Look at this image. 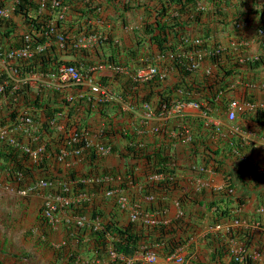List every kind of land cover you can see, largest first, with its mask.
Segmentation results:
<instances>
[{
  "label": "crops",
  "instance_id": "0c3cea01",
  "mask_svg": "<svg viewBox=\"0 0 264 264\" xmlns=\"http://www.w3.org/2000/svg\"><path fill=\"white\" fill-rule=\"evenodd\" d=\"M92 1L99 5V20L92 19L90 22L101 39L89 40L86 46H73L75 49L69 47L65 51H58L57 55L60 59L73 61L80 70L91 73L95 81L103 75L108 77V89L113 92L107 97L110 104L100 105L96 95L87 91L86 88H82V91L87 97L85 105L91 108L87 114L90 133L88 141H92L91 144L97 143L96 140L100 137V130L105 121L96 108L100 105L104 114H108V117L112 119L116 131L112 135V143L116 151L99 156V160L92 164L79 157H70L60 168L64 170L71 168L83 173L87 171L92 173L95 169L99 172L110 171L114 176L113 181L108 178L112 181L111 189L119 191L129 199L131 196L144 203L143 185L146 181V184L153 183L161 177L155 178L153 175L142 177L134 183L129 182L127 190L120 188L121 179L126 177V165H130V161L122 155L125 153L124 146L127 140L121 133L129 130L137 148L150 150L155 146L163 145L165 151H168L175 160L177 185L168 198L160 197L163 201L165 200L164 209L155 210L149 214L156 222L155 224L168 223V227L169 224L176 227L175 221L178 218L183 220L180 228L185 231L177 228L176 235L190 238L176 250L185 258V264H189L187 263L189 259L193 261L190 264H226L231 254L242 243L239 239L242 235L231 237L235 231L236 233L250 231L251 243L246 253L253 264H264V211L258 210L259 206H264V114L257 111V109L264 110V44L261 43L258 34L260 28L258 11L264 0H218L216 12L220 9L224 11V14L215 15L216 18H220L211 23L215 40L219 42L214 51L220 48V51L223 50V53L227 55L221 57L220 65L217 66L208 59L201 61L202 57H208L210 47L198 53L199 60L193 70L194 76L191 77L197 85L199 82L202 84L210 71H224V68L234 70L225 79L226 90L220 92V96L215 98L217 105L205 112L202 109L204 105L202 94L193 92L194 98L190 102L177 106L174 103L167 112L157 115L149 114L143 103L137 108L124 103L117 96L124 79H115L113 74L116 70L103 62L112 53L123 56L129 49L135 47L136 38L142 34V25L147 20L142 3L135 4L133 8L122 12L117 0ZM144 1L149 0H141V2ZM153 2L156 3L157 0ZM205 2L206 0H199L201 7L204 8ZM211 7L206 6L207 9ZM231 18L235 19L238 31L233 32L230 25L226 28L221 25L227 20L231 21ZM12 21L17 29L24 26L19 16L13 14ZM199 23V27L198 24L196 25L197 28H205L208 21L202 18ZM80 36L82 34H78L77 37ZM209 40L212 42V36ZM149 46V43H146V47ZM242 58L251 61L258 59V62L251 66L247 63L237 65L235 61H240ZM165 69L162 70L163 83L174 82L175 72L167 67ZM127 71L129 70L122 68L119 72L126 75ZM59 92L60 94L69 92V89L65 87ZM176 93L180 95V89ZM41 97L46 100L47 95L44 93ZM91 98H94L92 104L88 101ZM51 100L56 104L60 102L58 97ZM231 101L238 102L233 120L227 118ZM191 102L198 103L199 107H194ZM225 102L227 106H224ZM151 103L153 104V100ZM152 104L150 106L153 108ZM40 114H42L41 111L37 114L41 118ZM60 118L63 127L64 124L74 121L73 116ZM24 138H26L25 135ZM147 166L145 160L139 159L132 169L134 174L139 176L141 169ZM228 182L234 188L233 194L225 201L229 207L228 215L221 218L218 223L216 222L217 224L212 223L213 209L208 210L205 204L211 200L220 199L221 191ZM2 185L4 183L0 184V195H3L0 197V201L2 200L0 264H92L96 255L88 251L86 245L93 242L90 236L93 229L87 225L86 228H80L79 234L73 235L72 230L79 229L75 225L76 219L99 217L102 222L107 219L114 220L119 226H124L129 221V210L119 207L117 194L108 197L105 195V189L97 194L82 190L81 193L86 197L77 203L94 199V203L103 212V216H93L90 211L78 216L71 213V208L62 209L57 213V224L52 227L51 224L45 225L43 221L39 197H14L4 192ZM236 197L240 201L236 200ZM220 206L223 205L220 204ZM25 212H27L26 215ZM18 214H24V218H32L35 224H29V227H32L30 229L23 223L20 229L13 232L15 235L18 234L21 240L18 245H13L10 238L13 223L21 220ZM188 223L189 228H187L188 225L186 226ZM139 226L141 224L137 222L136 227ZM208 233L210 236L217 234L220 241L213 235L208 237ZM220 245L224 255L212 258V247L215 249ZM163 248L161 243L148 249L155 254V264H181L174 261L166 262L168 255L164 256ZM72 256H75V259H72ZM99 258L100 264H109L108 257ZM141 260L139 256H134L132 260L126 258L116 264H125L129 261L134 264H143Z\"/></svg>",
  "mask_w": 264,
  "mask_h": 264
},
{
  "label": "trees",
  "instance_id": "16d2710c",
  "mask_svg": "<svg viewBox=\"0 0 264 264\" xmlns=\"http://www.w3.org/2000/svg\"><path fill=\"white\" fill-rule=\"evenodd\" d=\"M2 1L0 0V6L3 4ZM52 1L18 0L15 5L13 13L21 15L23 18L25 17L27 33L42 44L49 42V45L43 51L35 53L27 60L22 59L15 65L20 72L27 69L32 72L38 71L49 75V73H55L60 64L75 65L71 60L58 59L57 52L61 51V48H57L58 45L55 44L54 33H47V26L50 21H53L55 31H60L65 35L64 47L62 48L64 51L69 49V47H77L78 34L88 35L93 31L95 32V28H92L90 21L99 19L98 4H94L92 0H56L58 6L52 7ZM117 1L120 3L122 12L133 8L135 4L140 5L142 3L146 11L147 20L142 25V34L137 36L134 48L129 49L123 56L112 53L103 62L117 68H126L130 72L139 67L147 68L153 65H160L161 67L172 69L176 77L174 82L164 84L158 74H155L154 77L141 82L134 79L128 72L125 75L119 72L120 70H117L114 72L113 77L115 79H124L117 96L124 103L136 106V108L142 103L148 102L152 104L153 100L152 105L156 115L167 112L174 99L193 100V92L202 94L204 101L202 109L205 112L209 111V108H214V105H217L215 98L226 90V77L233 73L234 70L224 68V71H210L202 84L199 82L196 85L195 80H191V77L194 76V69H190V66L199 60L197 54L208 50L209 47L211 51L207 54L208 57H202L201 61L208 59L211 63L219 66L221 57L227 55V53H223V50L214 51L219 42L216 41L217 39L215 40L211 23L220 18H216L215 15L221 16L224 14V11L220 9L216 12L218 0H206L204 8L200 6L199 0H157L156 3L153 0L144 2H141V0ZM38 3H43L44 5V9L41 12H37ZM207 5L212 7L207 9ZM62 7H66L67 10L64 16L59 18L58 13ZM258 13L260 15L259 27L264 28V3L261 4V9ZM202 18L204 20L207 19L208 23L205 28H197L196 25L198 24L199 27V22ZM221 25L225 28L230 25L233 32L238 31L234 18H231V21L227 20L221 23ZM16 30V25L12 19L0 20V51L21 47L23 40L17 36ZM195 33L197 34L193 36ZM210 36H212V42L209 40ZM146 43H149L150 46L146 47ZM74 47L73 49H75ZM170 54L172 55L171 57L169 56ZM160 55L165 56V58L162 60L158 59ZM6 62L11 63L12 61ZM255 62L257 63L258 59L251 61L242 58L240 61H235L237 65L247 63L249 66ZM23 63L27 66H22ZM2 80L6 81L7 85L5 92L0 93V128H8L9 133L15 138V142L9 141L10 134L8 136H0V172L5 171L10 181H18L19 187H24L26 182L35 178L54 179L57 184L50 190L58 195H76L82 190L90 194H97L99 191H104V189H111L113 186L112 181H106L101 178L113 179L112 172L105 170L99 172L96 169L92 173L90 171L83 173L71 168L64 170L57 165L56 161L60 145L70 150L74 147H82L80 153L75 157L82 158L88 161L89 164L99 160L96 144L110 146L109 153L116 151L112 143V135L116 133L112 119L108 117V114H104L99 107L100 105L110 104L107 96L103 95L96 99L100 104L96 108L105 121L100 130V137L96 140L97 143L89 145L87 143V140H89L88 135H90L88 132L87 114L91 111V108L85 105L87 97H79L73 105L65 106L64 104H69L66 98L62 99L58 104L51 102V99H56V93H54L55 96L47 95L46 100H44L42 99L44 97H41L45 93L42 92L43 90L33 93L25 84H20L16 88V84L10 81L6 72L0 70V81ZM97 82L102 86L109 87L106 75L99 77ZM178 89L181 91L180 95L176 93ZM111 93L113 92L111 91ZM92 99L94 98L88 99L90 104L93 103ZM224 106H227L226 102ZM24 109H28V114L36 120L37 128L33 131L34 133L31 130H25L24 127L29 128V126L21 125V122L17 120V114ZM39 111L42 112L40 114L42 115L41 118L37 115ZM257 111L264 114V110L260 111V109H257ZM59 112H63V116L74 117L72 123L64 124L63 130L57 129L58 124L61 123V118H57ZM71 127L74 128L72 134L75 135L77 141H72L71 139L69 133L70 129H72ZM22 131L31 135L29 134L24 138L25 134ZM121 135L127 140L124 146L125 153L122 155L130 161V165H126V177L121 179L119 186L127 190L129 182L134 183L137 179L145 178L146 176L162 175L158 181L149 184H146L147 181L145 182L142 187L143 196L151 195L156 200H146L143 206L142 204L139 205V208L141 212L163 210L165 200L163 201L162 199L164 197L168 198L177 185L175 160L168 151H165V146L163 145L155 146L150 150L137 148L134 137L129 130L126 133L122 132ZM33 137H36V141L35 139L33 140ZM22 141L27 142L31 146L40 143L44 145V155L39 162L30 161L28 155L20 148ZM139 159L145 160L148 166L141 169L140 175L136 176L132 167ZM133 161L136 162L134 163ZM17 172H20L23 176L22 180H16L14 174ZM98 178L101 181L96 180ZM88 179H92V181L89 182L87 181ZM227 180L229 181V179ZM61 184H67L69 190L67 192L62 191ZM229 189L233 191L234 188L228 182L221 191L222 196L220 199H214L205 204L208 210L213 209L212 223L219 222L221 218L228 215L229 207L225 201L233 194L232 191L229 192ZM160 197L163 198L161 199ZM236 200L240 201L237 197ZM220 204L223 206L221 207ZM71 209V213L78 216L83 215V212L86 211L92 212L93 215L103 216V212L97 208L94 199L92 201L86 199L80 204L76 202L74 206H71ZM175 223L177 224L176 227H173L172 224H169L168 227V223L141 224V226L136 227V224L131 221H128L124 226H119L114 220H107L104 222L101 231H94L90 234L93 242L86 245L87 250L93 252L98 258L107 257V247L111 244L117 253L131 256L139 250L146 251L154 245L163 243V254L167 256L190 238L176 235V229L181 227L183 220L178 218ZM178 224H180L179 227ZM186 226L189 228L190 224L188 223ZM76 230L74 228L71 233L73 235L79 234L78 231L80 229ZM183 231L185 230L183 229ZM234 234L232 233L231 237L242 235L239 239L243 244V249L247 248L251 243L250 231ZM212 235L220 241L217 234ZM109 236H111V239H107ZM211 236L208 233V237ZM75 238L77 237L75 236ZM221 255H224L221 245L215 249L212 247V258ZM72 259H75V256H72ZM226 264H253V262L248 256H245L243 261H239L231 254V258Z\"/></svg>",
  "mask_w": 264,
  "mask_h": 264
},
{
  "label": "built area",
  "instance_id": "2783aa9c",
  "mask_svg": "<svg viewBox=\"0 0 264 264\" xmlns=\"http://www.w3.org/2000/svg\"><path fill=\"white\" fill-rule=\"evenodd\" d=\"M2 2L3 4L0 6V20H11L14 14L13 12H14L15 5L18 2V0H3ZM57 6H58V2L56 0H53L52 7H57ZM33 9L35 10V8ZM43 9H44L43 3L41 4L38 3L37 12H41L43 11ZM62 15H63V10H61L58 13L59 18H61ZM20 19L22 23H25V17L23 18L21 16ZM54 31H55V28H54L53 21H50L47 26V33H50V32L53 33ZM15 33L17 34V36H19V38H21V40H23V44L21 45V47H16L12 49L8 48L7 51L5 50L0 51V70L6 72L10 81L13 84H16L15 85L16 88L20 84H25L32 90L33 93H36V91L46 89V88L58 90V89H61L62 87L68 86L69 83H71L74 85H88L90 87V90L94 93L100 92L103 95L108 94L105 88H101L98 84H92L90 80H87V78L83 74H81L76 67L72 65H65V64L60 65L57 72L49 73V75H45L42 72H38V71L32 72L27 69L24 70L23 72H20L19 69L15 67V65L22 59L27 60L28 58L33 56L35 53H40L41 51H43L44 48L48 45V41L42 44L41 42L37 41L33 36L29 35L28 33L22 30H16ZM258 34L261 38V43L264 44V28H259ZM55 40L58 42L60 46H63L65 42L64 34L57 33ZM219 50L220 48L216 49V51H219ZM169 56L171 57L172 55L170 54ZM164 58L165 56L163 55L159 56V59H164ZM9 60L12 62L11 63L6 62ZM196 65L197 63L193 64L191 67L194 68L196 67ZM22 66H27V65L23 63ZM158 73L160 72H159V67L157 65H153L147 68H140L136 71L135 79L141 82L146 81ZM159 75L160 77H163V73H160ZM6 85H7L6 81L4 80L0 81V93L5 92ZM66 100L69 103L67 105H71L73 101V96L67 94ZM182 103L183 102H177L175 106L180 105ZM191 104L194 107H199L198 103L191 102ZM144 106L148 110V113L151 114L152 110L150 109L149 105L144 104ZM237 107H238L237 101L230 102V106H229L230 109L227 112V118L229 120H233L235 118ZM28 111H29L28 109H24L23 111H20L17 114V120L21 122V125L29 126V128L24 127L25 130H31L32 133H34L33 131H35L37 128L36 120H34L28 114ZM61 116H63V112H59L57 114V118H60ZM57 129L59 130L64 129L61 123L58 124ZM73 132H74V128L70 129L69 133H70L71 139L72 141L73 140L77 141V138L75 137V135L72 134ZM24 134H25V137H27L30 133H27V134L24 133ZM8 135H9V129H7L6 127L0 128V136H8ZM9 136H10L9 141L15 142V138L11 135ZM34 139L36 141V137H33V140ZM91 142L88 141L87 143L90 145ZM20 148L28 155V157L30 158V161L34 163L39 162L44 155L43 153L44 145L42 143L35 145V146H31L27 142L24 141L23 143L20 144ZM81 149L82 147L80 148L74 147L70 150V149L65 148V146L60 145V150H59V153L57 154V160L59 162L61 161L62 163L63 162L67 163V159L78 155ZM96 151L99 154V156L108 154L110 152V146H101L99 144H96ZM14 176L16 180L23 179V176L21 175L20 172H17L16 174H14ZM101 179H105L106 181L108 180V178H101ZM96 180H100V178ZM14 182L18 184V181H14ZM56 184L57 182H55V180L53 179L37 178L34 181L28 182L26 186L17 188V193L21 196H24L29 193L38 194L42 190H45L47 188H53ZM60 187L62 191L64 192H67L69 190V186L67 184H61ZM231 191L232 190L229 189V192ZM115 194H117V202H118L119 207L121 209L129 210V220L130 221L132 222L140 221L145 224L154 222L150 215L140 213V211L137 209V205L130 204L126 195L121 194L119 191L115 189H108L105 192V195L108 197L113 196ZM42 197H43V204L41 207V215L45 220H48L51 222V224H54L55 221H57L56 219L57 211L70 206L74 202H79L81 199H85L86 196H84V194L81 192L76 195L71 194L70 196L58 195L52 192H48V193L43 194ZM148 199H151V197H148ZM258 210L264 211V206H260ZM75 225L79 227H84V226L89 225L92 227L93 230H101L103 226L102 222L100 221L98 217H95V218L89 217L88 219L77 218ZM109 255L111 259H115L119 257V255L113 250L110 251ZM134 256H139V258L143 260V263L145 262L144 264H155L156 262L155 254L148 250L135 253L133 257L130 258V260L134 259ZM243 256H244V249L240 248L239 253L235 254V258L241 261L243 259ZM167 261H174L176 263H181V264L186 263L185 258L179 254L178 250L168 255L166 257V262ZM95 263H98V261L95 260ZM187 263L190 264L189 260L187 261Z\"/></svg>",
  "mask_w": 264,
  "mask_h": 264
},
{
  "label": "clouds",
  "instance_id": "9594fccd",
  "mask_svg": "<svg viewBox=\"0 0 264 264\" xmlns=\"http://www.w3.org/2000/svg\"><path fill=\"white\" fill-rule=\"evenodd\" d=\"M201 6V5H200ZM63 9H61V10H63V15H62V17L64 16V14H65V12H66V7H62ZM60 10V11H61ZM59 11V12H60ZM15 15V14H14ZM16 16H20L21 17V15H16ZM61 17V18H62ZM96 21H98L99 19H95ZM26 23H24V26L23 27H21V28H18L17 30H22V31H25L26 33H27V31H26ZM54 34H55V37H56V34L57 33H62V32H60V31H54L53 32ZM63 34V33H62ZM65 36V35H64ZM98 39H101V36L97 33V32H92V33H90V34H88V35H82V36H80L79 38H78V40H77V47L78 46H86L87 44V42L89 41V40H95V41H97ZM56 41V40H55ZM55 44H57L58 45V47L57 48H61V50H62V48L64 47V44H63V46H60L59 44H58V42L56 41V43ZM48 45H49V42H48ZM47 45V46H48ZM216 51V50H215ZM216 52H218V51H216ZM58 59H60V58H58ZM158 59H159V57H158ZM60 60H63V59H60ZM160 60H162V59H160ZM66 61H68V60H66ZM195 63H198V60L197 61H195L193 64H195ZM192 64V65H193ZM60 65H63V64H60ZM59 65V66H60ZM65 65H72V66H74V67H76L78 70H79V72L81 73V74H83L86 78H87V80H90V82L92 83V84H98L101 88H105L106 90H107V95H105V96H107V97H109L111 94V92L109 91V87H106V86H102L99 82H97V79H96V81L94 80V78L90 75L91 73H84L82 70H80V68L75 64V65H73V64H65ZM109 65V64H108ZM191 65V66H192ZM59 66H58V68H59ZM160 69H159V72L160 73H163V71L162 70H166L165 69V67H161L160 65H157ZM190 66V69H195V67L194 68H192ZM116 71L117 70H122V67L121 68H117V67H114V66H112ZM58 68H57V70H58ZM140 68H146V67H139V68H137V69H135L134 71H132V72H130V71H127L129 74H131L132 76H133V78L135 79V74H136V71L138 70V69H140ZM123 69H125L126 70V68H123ZM57 72V71H56ZM126 72V73H127ZM160 73H158V76L160 77ZM154 77V76H153ZM162 80L164 79V74H163V77H160ZM137 80V79H136ZM66 87H68V89H69V92H62L61 94H60V92H59V94L57 93L60 89H58V90H55V89H51V88H46V90H45V94L46 95H51V96H55V94L54 93H56V98L58 97L59 98V101L61 102L62 101V99H64V98H66V96H67V94L68 95H72L73 96V101H72V103H71V105H73L75 102H76V99H78L79 97H83V96H85L84 95V91H82V88H86V90L87 91H89L90 93H92V94H94V95H96L97 96V98H99V97H102L103 96V94H101L100 92H92L91 90H90V87L88 86V85H74V84H71V83H69V85L68 86H66ZM62 88H65V87H62ZM61 88V89H62ZM74 89V90H73ZM42 90H44V89H42ZM50 90H52V91H50ZM177 100V101H176ZM177 102H185V103H188V102H190V101H184V100H182V99H174L173 101H172V104H171V106L174 104V103H177ZM143 104H148L149 105V107H150V109L152 110V113H154V107L152 108L151 106H150V103H148V102H146V103H143ZM67 104H65V106H66ZM21 111H23V110H21ZM235 119V118H234ZM8 129V128H7ZM21 133V132H20ZM10 134V133H9ZM11 135V134H10ZM12 136V135H11ZM16 138H18V137H16ZM24 142V141H23ZM153 177H162V175H153ZM0 178L1 179H3L4 180V182H5V186H7V184L9 185L10 183L9 182H11V183H13V184H15L16 185V192H17V188H21V187H19L18 186V184L17 183H15V182H12V181H10V180H8V177H7V174H6V172L5 171H2V172H0ZM113 178V177H112ZM34 180H36V178L34 179ZM34 180H32V181H34ZM54 180V179H53ZM87 181H91V179H88ZM101 181V180H100ZM112 181H113V179H112ZM29 182H31V181H29ZM56 182V181H55ZM28 184V182H26V185ZM25 185V186H26ZM69 185H70V183H69ZM121 188V187H120ZM51 188H47V189H45V190H42L40 193H38L39 195H43V194H45V193H48V192H52L51 190H50ZM53 193V192H52ZM148 197H151V199H148ZM127 198H128V201H129V203L130 204H135V205H137V209L140 211V208H139V205L140 204H145V202H146V200H153L154 199V197L153 196H151V195H148L147 197H142L143 198V202L144 203H142V202H140V201H138V200H136V199H134L133 197H131L130 196V199H129V197L127 196ZM142 201V200H141ZM73 205V203L70 205V206H68V207H65L64 209H69V208H71V206ZM260 207V206H259ZM258 207V208H259ZM60 211V210H59ZM59 211H57L56 212V216H57V213L59 212ZM140 213H142V214H148V215H151V214H149L150 212H141L140 211ZM93 215V214H92ZM93 216H98V215H93ZM43 218V217H42ZM56 218V217H55ZM95 218V217H94ZM99 218V217H98ZM44 219V218H43ZM57 219V221H58V218H56ZM100 219V218H99ZM107 220H109V219H107ZM107 220H105V221H107ZM46 222L48 221V220H45ZM100 221L102 222V220L100 219ZM130 221V220H129ZM132 222V221H131ZM137 222L138 223H140V224H145V223H143V222H140V221H135V222H133V223H135V224H137ZM154 223H156V222H153V223H148V224H154ZM218 223V222H217ZM216 223V224H217ZM104 224V222H102V225ZM50 226H52L53 227V224H51ZM77 226V225H76ZM77 227H79V226H77ZM80 228H86V226H84V227H79V229ZM97 232V231H101V230H93V232ZM107 239H111V236H109V237H107ZM240 248H242L243 249V244L241 243L240 244V246L238 247V249L232 254V255H234V257H235V254H238L239 253V251H240ZM246 249L247 248H245L244 249V256H243V259H244V257L245 256H248V254L246 253ZM107 250H108V255H107V257L109 258V260H107V262L109 261V264H116V263H121L124 259H126V258H128V259H130L131 257H133V255L135 254H133V255H131V256H125V255H123V254H120V253H117L113 248H112V246H111V244L107 247ZM111 250H113V251H115L118 255H119V257H117V258H115V259H111L110 258V251ZM147 251V250H146ZM137 252H142V250H139V251H137ZM136 252V253H137ZM249 257V256H248ZM250 258V257H249ZM243 259L241 260V261H243ZM95 260H97L98 261V263H95ZM189 262H192V260L191 259H189ZM92 264H100V258H98L97 256L95 257V259H93V263ZM125 264H134L133 262H131V261H129L128 263H125ZM144 264V263H143Z\"/></svg>",
  "mask_w": 264,
  "mask_h": 264
},
{
  "label": "rangeland",
  "instance_id": "374dc122",
  "mask_svg": "<svg viewBox=\"0 0 264 264\" xmlns=\"http://www.w3.org/2000/svg\"><path fill=\"white\" fill-rule=\"evenodd\" d=\"M74 160H76V159H74ZM56 161H57V165H59V166H62V164H64L65 162H59L57 159H56ZM1 183H4V185H2L3 187H2V189H3V191L4 192H8V193H10V194H12L14 197H16V196H20V197H29V196H37V197H39L40 198V202H39V204H40V207H42V204H43V195H39V194H37V193H29V194H26V195H24V196H21V195H19L17 192H16V185L15 184H13V183H11V182H9L10 184L8 185L7 184V186H5V182H4V180L3 179H1L0 178V184ZM8 190V191H7ZM0 197H3V195H0ZM1 202H2V200L0 201V208H1ZM35 209V208H34ZM27 214V212H25V215ZM18 216H19V218H21V220L18 222L17 220L13 223V227H12V235H11V238H10V242L13 244V245H18L19 243H20V239H19V237H18V234L17 235H15V234H13V232H15V231H17L18 229H20L21 228V226L23 225V223H25V225H27L28 227H29V224H32V225H34L35 223H34V221H32L31 219L32 218H24L25 216H24V214L23 215H19L18 214ZM30 217H31V215H30ZM53 220V219H52ZM51 220V221H52ZM24 221V222H23ZM43 221H45V219L43 220ZM44 224V223H43ZM42 224V225H43ZM46 224H51V222L50 221H45V225ZM57 224V221H55V223L53 224V226H55ZM30 229H32V227H29ZM42 228V227H41ZM40 228V229H41ZM39 229V230H40ZM77 244H78V241H77Z\"/></svg>",
  "mask_w": 264,
  "mask_h": 264
}]
</instances>
